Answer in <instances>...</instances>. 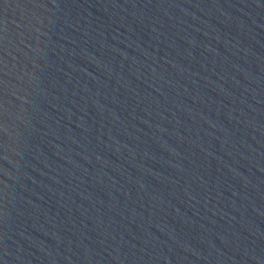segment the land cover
<instances>
[{
    "label": "water",
    "instance_id": "95a60500",
    "mask_svg": "<svg viewBox=\"0 0 264 264\" xmlns=\"http://www.w3.org/2000/svg\"><path fill=\"white\" fill-rule=\"evenodd\" d=\"M0 264H264V0H0Z\"/></svg>",
    "mask_w": 264,
    "mask_h": 264
}]
</instances>
